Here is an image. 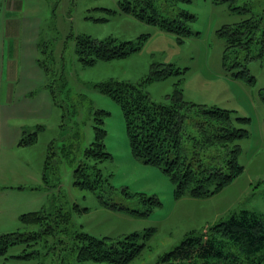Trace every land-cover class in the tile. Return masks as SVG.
Here are the masks:
<instances>
[{
    "label": "rangeland",
    "instance_id": "1",
    "mask_svg": "<svg viewBox=\"0 0 264 264\" xmlns=\"http://www.w3.org/2000/svg\"><path fill=\"white\" fill-rule=\"evenodd\" d=\"M18 1L19 8L9 11V5L0 0V24L6 17L22 26L15 53L7 43V59L13 54L16 72L2 75L0 53V86L11 90L0 94V236L39 231V226L24 225L19 219L34 211L69 213L71 222L66 232L61 225V231L44 236L33 247H11L0 257V264H106L78 262L74 234L116 241L152 229L142 254L129 264H157L193 231L206 233L241 211L264 215V104L260 98L264 58L247 63L255 82L235 78L224 67L226 43L217 35L225 25L264 12V0H190L173 7L166 0H155L164 17L172 18L181 10L195 16L187 24L192 34L183 42L174 33L122 13L121 0ZM144 35L147 39L141 49L127 58L86 65L76 52L79 37L137 43ZM156 63L173 64L186 72L146 83L144 90L153 102H168L181 79L187 101L251 119L246 126L249 136L239 142L244 170L214 195L176 198L174 183L160 167L132 155L121 107L101 90L100 84L111 81L143 83ZM98 110L109 113L104 128L111 158L95 164L86 161L84 154L95 138ZM33 132L38 133L36 143L20 146L21 139ZM50 146L57 155L44 181ZM85 162L102 173L103 182L94 190L75 183V171ZM96 168H89L91 179L96 178ZM31 252L33 258H16Z\"/></svg>",
    "mask_w": 264,
    "mask_h": 264
},
{
    "label": "trees",
    "instance_id": "2",
    "mask_svg": "<svg viewBox=\"0 0 264 264\" xmlns=\"http://www.w3.org/2000/svg\"><path fill=\"white\" fill-rule=\"evenodd\" d=\"M171 7L190 0H166ZM215 3L226 0H213ZM232 10L239 7L231 6ZM122 13L135 17L159 29L174 33L178 41L192 34L188 22L195 16L181 10L174 17H164L157 9L155 0H121ZM249 11L248 9H243ZM217 35L225 43L223 64L235 78L255 82L247 63L264 58V12L234 25H225L217 30ZM135 43L118 42L115 38L96 40L90 36L79 37L76 52L86 65L98 61L123 59L141 49L142 41ZM255 49V51H254ZM254 52H256L254 54ZM245 57L242 58V54ZM173 64H153L151 74L138 85L111 81L100 84L103 93L112 97L120 105L126 125L130 150L136 159L160 167L175 185V197L203 198L214 195L228 186L244 170L239 158L242 147L239 142L249 136L246 126L251 119L241 117L235 111L218 106H208L187 101L181 87V79L169 101L156 103L144 90L146 83L163 81L172 75L184 74ZM264 104V88L260 90ZM109 113L98 110L94 118L95 138L85 150V160L95 164L111 158L106 151L104 128L105 116ZM37 132L21 139L20 146H30L37 141ZM50 146L44 167L43 180L47 181V171L53 164L56 152ZM90 166L86 162L75 171L76 184L83 189L94 190L103 182L100 169L96 168V178L89 175ZM142 198H145L142 195ZM154 205L161 202L148 197ZM24 225L39 226V231L31 233L13 232L0 236V257L16 245L33 247L47 235L67 231L71 222L69 213L34 211L22 214ZM153 229L144 235L132 233L119 240L97 238L87 233H75L73 251L77 260L106 264H129L138 258L146 247V239ZM111 240V242H109ZM34 253H26L16 258H33ZM203 262V263H200ZM264 264V215L250 211L233 214L229 219L211 226L206 233L191 232L182 243L160 257L157 264Z\"/></svg>",
    "mask_w": 264,
    "mask_h": 264
},
{
    "label": "crops",
    "instance_id": "3",
    "mask_svg": "<svg viewBox=\"0 0 264 264\" xmlns=\"http://www.w3.org/2000/svg\"><path fill=\"white\" fill-rule=\"evenodd\" d=\"M4 3L9 5V11L17 10L19 8V1L18 0H1ZM6 16V15H5ZM35 33V31L33 32ZM22 35V26L20 22H17L15 19H10L9 21L4 17L2 24H0V53L2 57V75L5 72H9V75L16 72V66L13 58V54H10V57L7 59V43L9 41L11 52L15 53L13 49L17 48L18 46V37ZM34 36V34H33ZM0 57V58H1ZM7 63V64H6ZM10 88L4 89L0 86V94L6 93L7 95L10 94Z\"/></svg>",
    "mask_w": 264,
    "mask_h": 264
}]
</instances>
